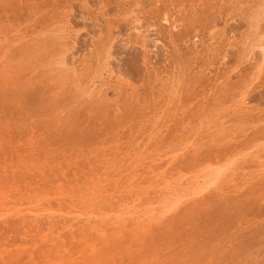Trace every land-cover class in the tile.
Wrapping results in <instances>:
<instances>
[{
	"label": "rangeland",
	"instance_id": "374dc122",
	"mask_svg": "<svg viewBox=\"0 0 264 264\" xmlns=\"http://www.w3.org/2000/svg\"><path fill=\"white\" fill-rule=\"evenodd\" d=\"M0 264H264V0H0Z\"/></svg>",
	"mask_w": 264,
	"mask_h": 264
},
{
	"label": "bare ground",
	"instance_id": "6f19581e",
	"mask_svg": "<svg viewBox=\"0 0 264 264\" xmlns=\"http://www.w3.org/2000/svg\"><path fill=\"white\" fill-rule=\"evenodd\" d=\"M211 186V185H210ZM94 250V249H93Z\"/></svg>",
	"mask_w": 264,
	"mask_h": 264
}]
</instances>
